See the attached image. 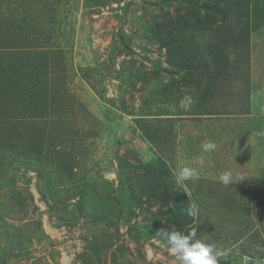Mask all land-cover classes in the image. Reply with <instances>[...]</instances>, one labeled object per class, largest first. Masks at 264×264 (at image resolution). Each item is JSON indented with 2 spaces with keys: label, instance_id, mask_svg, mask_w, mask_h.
I'll use <instances>...</instances> for the list:
<instances>
[{
  "label": "rangeland",
  "instance_id": "1",
  "mask_svg": "<svg viewBox=\"0 0 264 264\" xmlns=\"http://www.w3.org/2000/svg\"><path fill=\"white\" fill-rule=\"evenodd\" d=\"M161 229L264 264V0H0V264H181Z\"/></svg>",
  "mask_w": 264,
  "mask_h": 264
},
{
  "label": "clouds",
  "instance_id": "2",
  "mask_svg": "<svg viewBox=\"0 0 264 264\" xmlns=\"http://www.w3.org/2000/svg\"><path fill=\"white\" fill-rule=\"evenodd\" d=\"M217 145L214 142H207L202 145L204 152L216 150ZM199 163L203 165V160ZM199 177V173L194 168L184 167L178 170L176 174L177 185H183L185 181L194 180ZM239 176H234L231 171H225L219 176V180L225 186L234 180H239ZM191 207H194L191 206ZM189 209V215L194 216L195 212ZM161 235L166 237L169 246L168 251L174 255L175 259H179L181 264H218L219 252L214 245L208 244L201 239L196 238L195 229L191 230L187 235L180 231H167L161 229Z\"/></svg>",
  "mask_w": 264,
  "mask_h": 264
},
{
  "label": "trees",
  "instance_id": "3",
  "mask_svg": "<svg viewBox=\"0 0 264 264\" xmlns=\"http://www.w3.org/2000/svg\"><path fill=\"white\" fill-rule=\"evenodd\" d=\"M197 2V1H196ZM201 7H203V9L205 10V12L207 13V17H206V20H211V18L212 17H214L215 16V6H211L209 3H204V4H202V6ZM200 7V8H201ZM189 8H190V12H189V14H190V16H192V19H193V21L195 22V23H197V24H199L200 23V20H199V14H200V9H199V6L197 7L196 6V3L195 2H191L190 4H189ZM27 17V16H26ZM26 17L24 18V19H26ZM29 23V22H27V21H24L23 20V23ZM28 26H29V24H27ZM162 43L163 44H166V42H165V40L163 39V41H162ZM39 46H41V47H43L44 48V45H43V43L42 44H40ZM224 53L225 54H228V51L225 49L224 50ZM233 75H234V71H229V70H225L224 71V76L226 77V78H228V79H230L231 77H233ZM19 76V75H18ZM236 77L238 76V75H235ZM204 114H210L209 113V111H208V113H203V115ZM202 115V116H203ZM24 118H29V119H31L30 118V116H29V114H27V115H25L24 116ZM199 118V117H198ZM14 121L16 122V123H21V124H23V128L22 129H24V132H23V135L25 134V138L27 139L28 138V132L30 131V129L33 127V126H38L40 123H38L37 122V120L35 121H28V123H26V124H24V119H14ZM4 139L5 140H7V138L4 136ZM198 140H199V138H198ZM30 141H34V137L32 136V134H31V139L29 140V142ZM200 141V140H199ZM5 145H8L7 143H5ZM163 152V151H162ZM179 205H180V203L178 202V201H176V202H174V207H172L170 210H168L167 212H166V214H167V216H169V215H174V217H168V220L169 221H171V223H173L174 224V220H176V218H178V216H181L182 214H185V215H188V212L186 211L185 213H184V210L181 208V207H179ZM263 208V207H262ZM259 210H262V209H259ZM176 216V217H175ZM171 218V219H170ZM260 219V218H259ZM261 221H262V219H260ZM255 235V234H254Z\"/></svg>",
  "mask_w": 264,
  "mask_h": 264
}]
</instances>
